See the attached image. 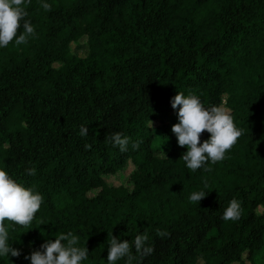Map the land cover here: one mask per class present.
Returning <instances> with one entry per match:
<instances>
[{
  "label": "trees",
  "instance_id": "16d2710c",
  "mask_svg": "<svg viewBox=\"0 0 264 264\" xmlns=\"http://www.w3.org/2000/svg\"><path fill=\"white\" fill-rule=\"evenodd\" d=\"M22 7L35 35L0 48V170L43 203L29 227L5 221L21 255L0 264H31L25 256L68 232L89 251L81 264H108L112 235L131 242L145 233L154 251L141 258L133 248V264H264V0ZM83 39L79 57L72 49ZM178 93L229 109L242 130L211 171L181 159L187 148L172 132ZM114 133L129 138L126 152ZM200 191L205 199L191 202ZM233 199L241 217L224 221Z\"/></svg>",
  "mask_w": 264,
  "mask_h": 264
},
{
  "label": "clouds",
  "instance_id": "9594fccd",
  "mask_svg": "<svg viewBox=\"0 0 264 264\" xmlns=\"http://www.w3.org/2000/svg\"><path fill=\"white\" fill-rule=\"evenodd\" d=\"M25 2L26 0H0V48L7 47L13 40L16 45L25 44L29 37L35 35L34 26L25 19L28 16V12L22 7ZM27 2L30 3L31 0ZM42 7L46 12L52 8L48 3H43ZM21 27L23 32H20ZM171 106L178 109L179 119V123L173 125L172 132L177 138L178 145L187 148L181 159L193 172L198 169L211 171V168L206 166L209 161L212 164L222 161L226 152L236 145L243 134L242 130L236 127L229 109L223 106L206 108L197 95L185 96L178 93ZM88 131L87 127L81 125L79 135L85 137ZM205 132L211 134L210 139L201 143V136ZM109 139L122 153L128 150V137L114 133ZM139 145L140 141L134 142L132 148L136 150ZM85 147L89 148L90 145ZM28 174L34 175L35 169L29 170ZM207 194L204 191L194 192L189 199L200 204ZM42 203L43 197L39 193L31 188H25L15 182L5 170H0V256L18 258L21 255L19 250L12 248L8 243L9 232L5 227V221L29 227L40 211ZM241 214L240 202L233 199L221 218L224 221H237ZM156 232L161 238L168 236L166 231L157 229ZM79 239V236L72 232L60 234L54 242L48 240L42 244V251H34L30 256H25V259H30L31 264H81L88 258L89 251L86 246H77ZM148 239L147 233L137 235L131 242L121 241L112 235L107 254L108 264H116L123 258H126V264H133L137 259V256L133 255V248L141 258L151 255L154 249L147 246Z\"/></svg>",
  "mask_w": 264,
  "mask_h": 264
},
{
  "label": "rangeland",
  "instance_id": "374dc122",
  "mask_svg": "<svg viewBox=\"0 0 264 264\" xmlns=\"http://www.w3.org/2000/svg\"><path fill=\"white\" fill-rule=\"evenodd\" d=\"M72 51L75 55L79 57L85 56L88 52L87 45H86V39L81 40L80 44L73 45Z\"/></svg>",
  "mask_w": 264,
  "mask_h": 264
}]
</instances>
